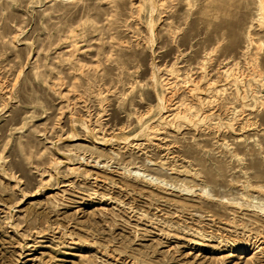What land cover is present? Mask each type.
Segmentation results:
<instances>
[{
  "label": "rangeland",
  "instance_id": "374dc122",
  "mask_svg": "<svg viewBox=\"0 0 264 264\" xmlns=\"http://www.w3.org/2000/svg\"><path fill=\"white\" fill-rule=\"evenodd\" d=\"M152 2L0 0V264H264V0Z\"/></svg>",
  "mask_w": 264,
  "mask_h": 264
},
{
  "label": "bare ground",
  "instance_id": "6f19581e",
  "mask_svg": "<svg viewBox=\"0 0 264 264\" xmlns=\"http://www.w3.org/2000/svg\"><path fill=\"white\" fill-rule=\"evenodd\" d=\"M165 1L166 0H163V2H162V5H164V3H165ZM151 7L153 8V9H155V4H154V2H152V0H151ZM152 79H153V81H155L156 82V76L153 74V76H152ZM161 101V106H162V108L164 109V108H166V105H165V101L163 100V99H161L160 100ZM164 101V102H163Z\"/></svg>",
  "mask_w": 264,
  "mask_h": 264
}]
</instances>
